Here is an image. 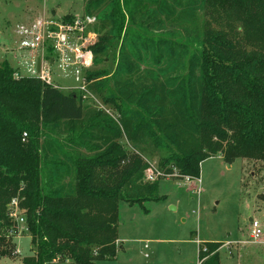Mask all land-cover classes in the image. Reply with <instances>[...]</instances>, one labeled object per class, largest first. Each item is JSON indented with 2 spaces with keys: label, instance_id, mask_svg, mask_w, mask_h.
<instances>
[{
  "label": "rangeland",
  "instance_id": "374dc122",
  "mask_svg": "<svg viewBox=\"0 0 264 264\" xmlns=\"http://www.w3.org/2000/svg\"><path fill=\"white\" fill-rule=\"evenodd\" d=\"M119 1L123 24L107 43L100 45L102 35L111 31L110 0L95 5H87L88 0H0V64L8 63L15 71H19V57L26 51H13L6 42L20 44L16 33L19 25H27L43 15L57 19L65 15H89L94 19L93 24L86 27V34H94L90 45L98 43L96 47L101 46L102 50L85 71L95 73L88 88L106 110L100 109L120 120L124 128L121 139L124 147L139 151L146 162L128 181L124 192L131 197L143 195L146 186L154 183L158 185L155 194L164 196L162 200L147 199L142 204L118 200L116 256L97 264H197L199 256L205 255L202 249L206 247L209 251L205 245L209 241L218 244L220 264H264V244H243L249 240L251 219L259 222L264 239V161L237 158L227 162L219 153L201 162L200 176L196 177L181 173L171 164L173 162L163 164L164 159L178 153L176 147L170 149L164 145L166 139L156 145L146 129L134 131L137 122L150 120L149 109L159 108L181 134L186 147H202L199 134L186 117V104L176 86L189 72L199 82V68L193 71L188 60L202 44L206 31L222 30L245 49L262 46L264 31L255 18L256 11L252 7L250 11L224 9L216 2L210 6L205 0H137L136 4L129 3L135 9L131 18L122 0ZM123 40L126 44L130 40L135 44L136 50L132 49L135 54H130L131 63L120 59ZM104 47L107 49L103 50ZM124 49L127 55V48ZM52 56L55 55L49 48L45 57ZM56 61L50 67L53 84L63 92L77 91L70 73L67 71V76H63L58 68L59 60ZM21 73L27 75L23 68ZM123 80L130 82L131 93L135 98L140 97L139 102L129 101L120 94L116 81ZM109 98L128 109L127 115L119 117L113 103L103 102ZM88 101L80 98L87 116L99 109ZM68 127L69 124L60 123L58 130L50 127L47 130L70 154H91L85 147L91 146L87 136H72ZM41 140L47 146L48 161L63 157L61 150L54 149L56 145L51 139L42 135ZM62 160L71 164L68 158ZM150 166L160 169L163 175L148 179ZM46 169L54 167L47 165ZM61 173L60 182L53 184L64 185L68 192H73L74 168L68 175L65 170ZM14 197L22 199L19 192ZM22 212L26 219L23 208ZM13 224L15 235L10 236L15 255L1 257L0 264H23V259L34 253L30 232L23 231L20 235ZM70 262V258H65L51 264Z\"/></svg>",
  "mask_w": 264,
  "mask_h": 264
},
{
  "label": "trees",
  "instance_id": "16d2710c",
  "mask_svg": "<svg viewBox=\"0 0 264 264\" xmlns=\"http://www.w3.org/2000/svg\"><path fill=\"white\" fill-rule=\"evenodd\" d=\"M100 1L88 0L87 5ZM205 1L210 6L216 2L224 9L250 11L252 7L264 31V0ZM130 2L136 4L137 0H122V5L134 18L135 9L130 7ZM121 8L119 0H110L111 31L102 35L100 45L121 28L124 21ZM73 18L63 17L67 21ZM97 45L89 46L94 62L102 50ZM132 49L136 50L133 41L126 44L123 40L120 59L131 63ZM188 61L193 71L199 68L200 80L189 72L176 88L202 147H186L181 134L159 108L149 109L150 120L137 122L134 131L144 128L156 145L166 139L165 146L176 147L178 153L164 159L163 164L173 162L183 174L199 177L201 162L219 153L227 162L237 158L264 161V44L245 49L226 32L209 30ZM15 72L8 63L0 64V258L15 255L9 233L14 225L8 205L18 192L34 245V253L25 257L23 264H51L65 258L72 260L68 264H97L115 258L118 200L142 204L147 199H164L155 194L158 185L154 183L146 186L143 195L131 197L124 192L128 181L145 167L144 157L122 144L124 128L120 120L102 109L85 115L78 91L63 92L38 77L16 76ZM94 74L87 71V80L94 78ZM116 82L121 95L129 101H140V97L132 95L129 81ZM103 102L113 103L119 117L128 113V109L110 98ZM60 123L69 124L68 132L72 136H87L91 146L85 147L92 153L72 155L61 148L47 130L49 127L58 130ZM24 133H27L25 139ZM42 135L54 142L57 147L54 149L61 150L63 157L47 160ZM64 157L69 159L71 167L62 160ZM47 165L54 169L47 170ZM73 168V192H68L64 185H54L62 178L61 170L68 175ZM205 245L209 247L205 264H220L218 244L209 241Z\"/></svg>",
  "mask_w": 264,
  "mask_h": 264
},
{
  "label": "built area",
  "instance_id": "2783aa9c",
  "mask_svg": "<svg viewBox=\"0 0 264 264\" xmlns=\"http://www.w3.org/2000/svg\"><path fill=\"white\" fill-rule=\"evenodd\" d=\"M93 21L94 19L89 15L74 16L71 21L62 18H48L43 15L27 25H19L17 27L16 33L20 36V44L15 47L16 49L12 50L16 52L18 50L26 51L20 55L19 64L22 65L27 75L38 77L49 84H53L50 67L57 63L56 59L59 60L58 68L62 70V75L67 76L66 72L68 71L76 83L74 89H77L82 98L89 100L88 102L91 105L98 106L100 109L104 108V105L96 101V98L94 99L92 91L88 88L89 81L85 72L86 69L93 65V53L89 46L94 34H86V27L93 24ZM49 48H51L55 56L46 58L45 53ZM39 61L40 68L38 69ZM20 74L18 70L15 72L16 76ZM72 88L70 87V89ZM104 110L106 109L104 108ZM26 136L27 133H24L23 139ZM150 167V174H147L148 179L154 180L158 176L163 175L160 169L155 166ZM8 207V215L15 223L16 228L19 229V234L21 235L23 231H28L26 219L20 206V199L18 197L13 198ZM9 233L10 235H15L13 234L15 233L14 229L12 228ZM243 244H264L263 232L257 220L251 219L249 240L243 242ZM207 251L206 247L202 249V252L206 253ZM206 258L207 255L199 256L197 264H205Z\"/></svg>",
  "mask_w": 264,
  "mask_h": 264
},
{
  "label": "crops",
  "instance_id": "0c3cea01",
  "mask_svg": "<svg viewBox=\"0 0 264 264\" xmlns=\"http://www.w3.org/2000/svg\"><path fill=\"white\" fill-rule=\"evenodd\" d=\"M7 43V47H9V49H16L15 47L17 46V45H13V44H11L10 42H6ZM14 51V50H13ZM9 53H11L10 51H9ZM32 53V52H31ZM18 64H19V60H18ZM20 65V64H19ZM20 67L21 68H23L22 67V65H20ZM19 67V71H20V73H21V68ZM24 69V68H23ZM22 74V73H21Z\"/></svg>",
  "mask_w": 264,
  "mask_h": 264
},
{
  "label": "water",
  "instance_id": "95a60500",
  "mask_svg": "<svg viewBox=\"0 0 264 264\" xmlns=\"http://www.w3.org/2000/svg\"><path fill=\"white\" fill-rule=\"evenodd\" d=\"M53 14H54V12H53ZM40 68V61L38 62V69Z\"/></svg>",
  "mask_w": 264,
  "mask_h": 264
}]
</instances>
